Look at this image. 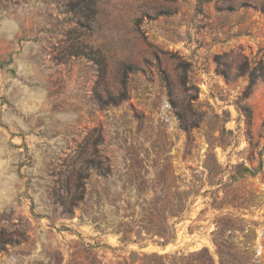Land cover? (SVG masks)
<instances>
[{"label":"rangeland","instance_id":"374dc122","mask_svg":"<svg viewBox=\"0 0 264 264\" xmlns=\"http://www.w3.org/2000/svg\"><path fill=\"white\" fill-rule=\"evenodd\" d=\"M125 259L264 264V0H0V264Z\"/></svg>","mask_w":264,"mask_h":264},{"label":"trees","instance_id":"16d2710c","mask_svg":"<svg viewBox=\"0 0 264 264\" xmlns=\"http://www.w3.org/2000/svg\"><path fill=\"white\" fill-rule=\"evenodd\" d=\"M128 71H130V68H127V72ZM127 99H128V80H125L124 81V84H123V91L119 94L118 97L111 98L110 99V102H108V103H110L111 105H119V104H121L122 102H124ZM136 117H137V119L139 121L142 122V117H140L139 115H137ZM100 141H101V138L100 137H97V139L95 140V145L101 143ZM96 166H97V163L95 162V169H97ZM106 171L109 172V169L106 170ZM156 232L158 234H160V235H165L166 234V230L164 228H157ZM135 242H137V241H135ZM160 243L161 244H165V242H160ZM134 257L135 258H139V256L137 254H135V253H134ZM144 257L145 258L153 257L154 259L163 260V258H162L163 256L162 255H159V254H156V253H153L151 255H147L146 254ZM118 264H136V260H133L132 262H129L128 260L125 259L122 263H118ZM143 264H145V263H143ZM158 264H164V263L163 262H160Z\"/></svg>","mask_w":264,"mask_h":264}]
</instances>
